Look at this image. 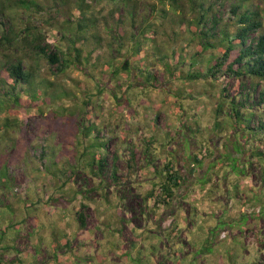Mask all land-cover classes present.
Here are the masks:
<instances>
[{"label": "rangeland", "instance_id": "rangeland-1", "mask_svg": "<svg viewBox=\"0 0 264 264\" xmlns=\"http://www.w3.org/2000/svg\"><path fill=\"white\" fill-rule=\"evenodd\" d=\"M34 1L39 8L26 9L23 0H0V79L6 75L4 55L21 53L14 49L15 38L39 32L52 49L65 51L71 46L68 38L73 32L65 23L71 14L57 7L61 0ZM66 1L71 4L73 0ZM146 1L142 0V7L149 13ZM214 1L231 30V4L257 8L263 25L259 32H264V0ZM170 25V19L164 20L156 32L158 46L147 42L140 54L138 85L123 94L125 86L119 90L115 85L134 77L122 71L121 79H111L110 84L116 82L113 92L125 97L120 105L110 95L95 94L103 83L99 73L108 71V63L117 64L116 48L122 53L124 49L102 28V21L94 67L81 70L69 62L56 71L55 65L35 55L26 60L34 69L35 96L41 99L43 91L54 94L49 103L48 97L41 104L27 102L34 95L27 96L22 87L21 105L0 114V245H12L0 256L2 262L264 264V130L248 128L253 120L249 121L250 115L232 121L227 103L217 114L214 109L217 102H227L236 93L238 82L244 88L256 84L257 95L264 89V79L238 80L223 75L224 68L216 77H187L197 71L203 75L213 51L200 50L191 32L175 37ZM174 29L179 32V27ZM94 45L88 36L81 49ZM65 56L72 60L74 52ZM4 85L0 81L1 94ZM254 111L264 113V104ZM6 116L8 127L3 126ZM60 122L67 136L58 129ZM99 157L106 158V173L112 164L116 166L115 179L106 177L98 185V178L83 169L71 172L76 159L82 167ZM170 158L183 176L182 185L171 207H153V198L146 201L144 194L157 180L156 168ZM80 212L85 220L82 229L77 220ZM14 223L2 233V228ZM176 226L179 230L171 234ZM64 239L71 247L59 249L62 262L58 263L50 253L54 242ZM172 248L177 256L161 255V262L156 259L157 251L165 254Z\"/></svg>", "mask_w": 264, "mask_h": 264}, {"label": "trees", "instance_id": "trees-1", "mask_svg": "<svg viewBox=\"0 0 264 264\" xmlns=\"http://www.w3.org/2000/svg\"><path fill=\"white\" fill-rule=\"evenodd\" d=\"M142 3V0H73L71 4H69V1L63 2L61 0V2L57 3V7L60 6L61 9L66 8V10L70 11L71 15L65 19V23L67 24V28L73 32L69 35L68 40L74 49H68L71 46H68L65 51L56 48L52 49L48 43L43 41L39 32H28L25 37L15 38L13 41L14 49L16 51L21 50V53L12 57H9L7 54L4 55L5 60L2 66L6 75L5 78L2 76V79H0L1 83H5V89H2V94L0 93V114L4 112L11 113L16 107L21 105L20 94L24 92L23 88L28 94L27 96L33 97L34 95V99H26L27 102L41 104L42 102L44 103L47 97L53 96L54 93L48 92L46 94L45 91H43L41 99L35 96L32 88L34 69L26 61L29 58L31 59L32 55H35V58H42L50 66L55 65L56 71L67 66L69 62L75 66L77 65L81 70H85V68L91 65L93 67L97 65L99 55L95 54L93 56V53L98 50L96 48L101 46L100 21H102V28L108 30L113 36L112 38L118 43V46L124 49L122 53L120 52L122 49L116 48L115 52L119 53L117 64L108 63V71L106 73H99V77L103 78V83H101L102 88H98L99 84L97 85L98 89H96L95 94L110 95L115 99L114 101L117 105L123 104L122 102L125 100V97L120 98L115 91L113 92L112 85L116 82L110 84L111 79H121L118 76L122 71L134 77L124 80L127 85L123 84V82L120 85L117 82V85H115L114 88L116 89L125 86L123 94L127 93L129 88L138 85L136 73L139 66L143 64L140 54H143L147 42L151 46H154V48L158 46L155 42L156 32L162 27L164 20L168 19H170L171 24L169 30L175 37L180 36L183 32H191L193 34L191 40H198L200 50L212 49L213 51L210 54L206 72L201 75L197 71L195 72L196 74H189L187 77L196 79L198 76L205 77L208 74L211 77H216V73L224 68L223 75L238 77V80L243 77L264 79V32H259L263 25L262 17L257 8H243L240 4H231L229 7L234 27L231 30L229 23L224 22L222 16L219 14L214 0H147L145 5L149 7V13H145ZM166 5L168 6L166 7ZM23 6L26 9H30L31 6L39 8V5L34 0H23ZM156 18L160 19L158 23L154 21ZM127 26H130L132 29L129 30ZM176 27L177 29L179 27L178 33L174 29ZM192 27H194L193 31H191ZM88 36L94 39V47L87 50L81 49L86 44ZM85 50L86 52L82 60L80 59L81 54ZM214 50L217 53L213 54ZM70 51L74 52V59L72 58V60L65 56ZM172 52L174 55L176 54L174 49L171 50ZM90 56H92L91 63L88 65V58ZM133 71L135 72L134 75ZM47 82L44 84L45 89L49 86V81ZM96 84L94 83V87H96ZM244 86V83L238 82L236 93L227 102L226 100L217 102L214 108L215 114L222 110L224 103H227L230 108L227 116L232 121H241L243 117L250 115L249 121L251 118L253 120L248 123V128L254 126L251 129H258V132H262L264 130V113H257L254 110L264 104V89L258 90L256 95V84L251 82L247 88H244ZM15 89H17V92ZM118 89L121 90L120 88ZM222 92V98L225 99L226 95L224 92H226V88L224 86L221 89ZM24 95L26 96V94ZM65 95H67V92ZM131 96L134 97V94H131ZM251 97L252 99H250ZM50 100L51 98H49L47 103ZM59 108L63 109L65 107L60 106ZM245 109H247L248 113H245L247 111L244 112ZM256 114L259 116L257 117ZM219 116L222 117L221 115ZM5 119L7 123H4L3 126L8 127V117L6 116ZM58 127L59 131L64 136H67L64 123L60 122ZM153 141L155 142V140ZM195 159L197 162L200 160L197 156H195ZM105 161V157H99L97 161L94 158L80 167L76 159L72 165L71 172L74 173L77 169H83L87 175L96 176L99 180L98 185H100L106 177L113 178L116 174V166L114 164H112L109 172L106 173ZM235 167L237 168V166ZM155 175L157 180L152 182L153 186L144 194V200L147 201L153 198V207L159 204L171 207L174 196L182 185L183 176L180 170L175 167L171 158L166 159L161 167L156 168ZM257 214L261 215V212ZM77 220L81 229L84 228L85 220L81 212L77 214ZM13 225L15 223L2 228V233ZM15 228L17 229L18 227L15 226ZM177 230L179 229L176 226V228L171 230V234L173 232L176 233ZM0 238L2 239V237ZM54 243L50 254H52L56 262L61 263L62 256L59 253V249L62 246L71 247V242L68 239H64L59 243L56 240ZM10 247L12 245H8V243L0 245V256H5L4 252ZM172 254L177 256L179 253L173 249L172 252L169 251L164 256L167 257ZM0 264L7 263L2 262L0 258Z\"/></svg>", "mask_w": 264, "mask_h": 264}, {"label": "crops", "instance_id": "crops-1", "mask_svg": "<svg viewBox=\"0 0 264 264\" xmlns=\"http://www.w3.org/2000/svg\"><path fill=\"white\" fill-rule=\"evenodd\" d=\"M173 233H174V232H173ZM129 242H130V241H129ZM129 242H128V243L126 242L127 247L129 246ZM166 242L170 243L168 240H166ZM159 246H160V244H159ZM174 246H175V245H174ZM127 247H126V248H127ZM173 248H174V247H173ZM173 248H172V249H173ZM122 252H123V251H122ZM167 253H168V252H167ZM167 253L163 254L162 252H160V250L157 251V252H156V256H157L156 259H157L159 262H161V260H160V259H161V255H166ZM167 258H168V256H167ZM167 258H166V259H167ZM168 262H169V263H168ZM166 263H167V264H173V261H168V260H167Z\"/></svg>", "mask_w": 264, "mask_h": 264}]
</instances>
